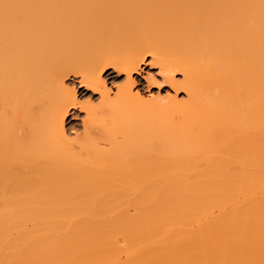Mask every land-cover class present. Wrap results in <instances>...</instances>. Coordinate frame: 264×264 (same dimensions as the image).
Returning a JSON list of instances; mask_svg holds the SVG:
<instances>
[{
  "label": "bare ground",
  "instance_id": "6f19581e",
  "mask_svg": "<svg viewBox=\"0 0 264 264\" xmlns=\"http://www.w3.org/2000/svg\"><path fill=\"white\" fill-rule=\"evenodd\" d=\"M0 264H264V0H0Z\"/></svg>",
  "mask_w": 264,
  "mask_h": 264
},
{
  "label": "rangeland",
  "instance_id": "374dc122",
  "mask_svg": "<svg viewBox=\"0 0 264 264\" xmlns=\"http://www.w3.org/2000/svg\"><path fill=\"white\" fill-rule=\"evenodd\" d=\"M140 69L141 70L134 75L136 81L135 87L142 92V95H144L145 98H149L151 95H159L161 97H164L171 91L169 86L162 82L156 65L143 63L141 64ZM150 73L154 76V79H152L153 82L151 83L148 82ZM104 76L112 88L115 87L114 85L122 82L123 80L122 74H117L116 71H112L111 68L106 71ZM78 78L79 77L72 75L71 77H69V81L71 85L74 84L80 100L85 101L89 99L91 101H94L93 103H96V101L98 100L96 98L97 96L90 90L85 89L83 86H80ZM83 117L84 112L79 107L71 110L66 119V127L68 128V131L70 133L75 134L76 132L81 130Z\"/></svg>",
  "mask_w": 264,
  "mask_h": 264
}]
</instances>
